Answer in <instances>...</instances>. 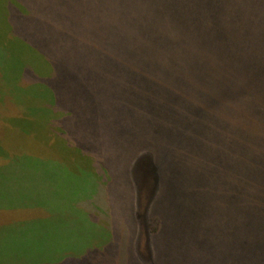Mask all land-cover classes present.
<instances>
[{"label": "trees", "instance_id": "16d2710c", "mask_svg": "<svg viewBox=\"0 0 264 264\" xmlns=\"http://www.w3.org/2000/svg\"><path fill=\"white\" fill-rule=\"evenodd\" d=\"M158 1L148 8L147 0H0L5 16L14 19L8 41L18 42L20 52L34 47L50 67L49 77L35 75L32 67L24 73L26 86L39 85L35 94L1 101V114L12 117L0 126L17 132L21 144L0 156V190L18 177L24 185L32 170L63 180L90 171L102 178L110 169L86 161L90 136L82 132L105 144L113 136L112 121L118 124L114 136L133 153L135 190L132 222L124 225L133 238L131 258L116 256L101 240L88 248L85 230L111 231L118 217L108 210L106 191H84L77 210L69 212L72 220L53 213L46 221L50 214L43 207H0V218L9 217L0 219V264H57L53 255L62 257L58 264H264V0ZM65 32L68 47L60 41ZM217 64L224 69L214 78ZM144 75L153 80L142 94L138 82ZM89 79L103 85L92 87ZM189 82L192 91L205 93L207 129L239 123L243 132L242 142V134L238 139L230 131L228 142L241 147L237 161H226L222 193L214 183L203 189L196 179L186 183L201 189L190 195L188 207L197 209L191 211L184 188L165 191L174 174L168 166L181 157L182 138L166 145L175 137V123L169 130L148 126L160 122L159 112L171 118L192 105L195 110ZM196 136L184 142L195 144ZM37 226L39 237L30 228Z\"/></svg>", "mask_w": 264, "mask_h": 264}, {"label": "rangeland", "instance_id": "374dc122", "mask_svg": "<svg viewBox=\"0 0 264 264\" xmlns=\"http://www.w3.org/2000/svg\"><path fill=\"white\" fill-rule=\"evenodd\" d=\"M159 2L160 1L158 0H147L146 6L148 8H157L160 5ZM13 20V17L5 16L2 8L0 7V104L6 96H10V99L8 100H13L15 95L16 99L17 95L26 93L35 94L36 91H38L39 85L27 83L28 85L26 86L24 83L23 76L29 67L34 69L31 72H33L35 75L42 76L44 73L48 75V77L50 76V67L45 64V62H43V58H40V55L34 49V47L27 48L25 51L20 52L18 50L19 48L17 41V43H11L8 41L6 34L12 28L10 24H13ZM76 33L77 32L71 31V34ZM47 37L52 36L50 34L47 36L44 35V39H47ZM70 40L71 39L66 32L60 36V41H62V44H64L66 47L69 46ZM73 62L76 63L75 61ZM231 66L232 64L228 63L227 68L230 67L228 74H231ZM223 69L224 68L222 65L217 64L214 72V78H217ZM100 71H106L103 65L100 68ZM145 77V75L142 76L144 80H139L138 82L141 83L139 88L142 94L145 92V85L153 80L152 77ZM89 81L92 87H101L103 85V83L98 81L91 79H89ZM126 85L127 83L125 86ZM188 85L191 90L188 91L193 96L195 105L197 106H195V110L194 106L192 105L186 108L182 113L174 114L171 118L167 116V111L159 112L160 122L156 124L153 114L154 123L152 122V125L148 124V126L158 130H169L173 126L172 123H175V126L173 127L176 130L175 137H170L167 139L166 145L171 144L173 140L177 141L178 139L182 138L183 142L180 145L181 157H178L176 160L174 159L168 166V169L170 171L172 170L174 174L172 175V180L170 183L165 182L167 187H169V189L166 187L165 191H180V187L184 188L186 191H182V196L185 199L187 208L191 211L197 209L194 207H188L193 201V198L190 195H197L200 193L199 191L201 189L205 188L211 183L217 185L220 190L217 191L218 193L223 192L226 181V161H237V148L240 149L241 147V144L237 145L228 142V139L231 135L230 131L238 133L236 134L238 139H240L242 134V138L240 140L242 142L243 132L239 133V123L230 126L216 123L213 129L212 127L207 129L205 125H208V123L206 122L204 115L208 104L206 99H202L205 96V93H202L203 88L197 94L192 91V82H189ZM143 102V100L142 102H139L136 108ZM127 105L131 106L129 102ZM10 106L6 107V109L13 108ZM197 108L199 110H197ZM1 109L2 108L0 105V122L2 123L6 117H12V115L3 116L1 114ZM110 110L112 109L109 108L106 113H104L105 116L108 113V115L106 117L104 116V118H108L109 114L111 113ZM202 111L204 112L203 116ZM165 117H167L169 121L166 122L164 120ZM212 122L213 118L211 120V124ZM136 125L142 126V124ZM109 126L114 136L117 132L118 124L112 121L109 123ZM127 129L129 132H132V127H129V125H127ZM247 132L248 131H245V134ZM82 134L85 137L86 135L90 136L88 139L90 149L87 151L88 155L86 156V161L89 163H93L96 160L99 162H104L107 169H110L111 171L109 170L102 178L98 176V179H96L95 176H92L93 174L91 171H88L89 173L80 179L68 177L63 180V178L56 179V177L52 174L46 173L43 174L44 176L42 177L39 173L32 170L29 171V176L23 177L24 185H20L18 177L16 181H12L10 186H6L5 190H0L11 191V193H13L12 195L0 194V207L3 209H5V207L8 205H24L37 209H41V207H43L46 208L44 210L50 214L46 221L52 220L53 213L56 214V217L58 215L59 217H67L71 218L72 220L74 214L69 212L75 209L77 210L78 203L83 197L84 191H106L109 195L106 202L108 210L110 213L117 215L118 220L112 221L111 231L109 229H106V231L86 229L84 237L85 239H90L88 242H86L88 244V248H94L93 246H96L101 240V242L103 241V243H107L108 246L114 250L116 256L125 258L127 260L131 258L133 254V238L131 233L128 232L124 227V225H128L132 222L131 215L134 207L131 199L133 198V191L135 190L131 185V179L129 175L130 167L134 157L133 153L125 149L128 142L125 141L124 138H119L118 135L114 137L111 135V140L105 144L102 140L101 142L103 144H100L94 139V133L84 130ZM195 135H197L195 144H191L190 140L189 142H184L187 136H189V138H193ZM212 137L216 138L215 141H211ZM235 140L236 139L234 138V142ZM29 141L32 143L31 140ZM20 144L21 140L17 132H14V130L10 131V129L5 130L0 126V156L3 153L5 154V152H13L17 150L20 147ZM31 147L35 148L33 144ZM105 152H107L108 156H106ZM92 167L93 165H91V170ZM234 174L235 170L231 172V178L234 176ZM69 178H71L72 181H68ZM180 178L183 179V181H180ZM3 179L4 177L0 175V184L3 183ZM191 179H196V182H198L199 185H203V187L200 190L193 191V189L188 186L191 184ZM186 183H188V185ZM99 184L103 185V190H101ZM137 191L140 190L137 188ZM62 212H67L68 214H62ZM8 218V216H4L0 219L7 220ZM20 218L22 217L20 216ZM62 220L63 219H61L59 222H62ZM71 220L70 223L72 222ZM189 220L193 221V216H190ZM40 227L41 226L30 227L31 231L35 232V237H39L38 232ZM19 228L21 229V226ZM128 229L129 231L131 230L129 227ZM48 236L49 235L43 236V239L48 240ZM58 237L63 238V233L61 231L59 232ZM81 237L82 235L80 233V237L77 239H80ZM51 258V261L56 262L57 264L63 260L62 257H57V255H53ZM170 262V260H164L163 264H171Z\"/></svg>", "mask_w": 264, "mask_h": 264}]
</instances>
